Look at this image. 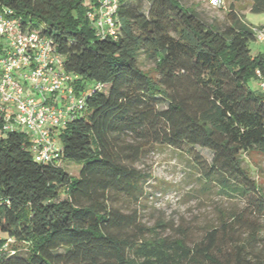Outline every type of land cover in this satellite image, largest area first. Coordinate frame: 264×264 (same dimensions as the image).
Returning <instances> with one entry per match:
<instances>
[{
	"label": "trees",
	"instance_id": "obj_1",
	"mask_svg": "<svg viewBox=\"0 0 264 264\" xmlns=\"http://www.w3.org/2000/svg\"><path fill=\"white\" fill-rule=\"evenodd\" d=\"M116 3L114 33L98 35L86 15L96 0H0L49 39L83 98L55 130L58 162L36 161L23 132H0V264H264V193L242 165L264 156V92L248 84L264 81L254 25L234 9L209 23L181 0ZM249 8L264 12V0ZM156 145L188 155L203 190L237 194L240 211L195 238L142 223L151 173L138 164Z\"/></svg>",
	"mask_w": 264,
	"mask_h": 264
},
{
	"label": "built area",
	"instance_id": "obj_2",
	"mask_svg": "<svg viewBox=\"0 0 264 264\" xmlns=\"http://www.w3.org/2000/svg\"><path fill=\"white\" fill-rule=\"evenodd\" d=\"M96 2L86 14L90 25L98 35H112L116 0ZM209 4L218 8L223 0H209ZM252 30L255 40L264 42V26ZM0 38L4 39L0 41V132H23L36 161L58 162L61 145L55 130L67 122L83 98L75 94L74 80L64 71L63 58L36 28H26L17 17L3 12ZM260 89L264 92L261 80Z\"/></svg>",
	"mask_w": 264,
	"mask_h": 264
},
{
	"label": "rangeland",
	"instance_id": "obj_3",
	"mask_svg": "<svg viewBox=\"0 0 264 264\" xmlns=\"http://www.w3.org/2000/svg\"><path fill=\"white\" fill-rule=\"evenodd\" d=\"M184 6L195 10L209 23L223 24L228 19L230 9H234L243 19L254 26H264V12L254 13L248 9L247 0H223L221 7L213 8L209 0H181ZM28 27V24H25ZM1 42L4 39L0 38ZM251 52L264 51V42L250 41ZM141 68L155 75L154 63L139 57ZM248 84L252 89H260V80L250 78ZM200 155L207 161L211 153L204 148H197ZM243 166L250 176L260 186L264 193V156L255 152L243 155ZM193 160L183 152L165 147L154 146L138 164L141 169L151 173V178L145 185L147 198L139 207L141 221L147 226L157 222L163 223L158 229H164L168 224L173 229H183L195 238L205 228L217 225L224 215L239 212L244 200L237 194L227 196L217 192L215 187L203 190L205 185L199 180L198 172L193 167ZM62 167L72 176H77L79 165L65 160ZM264 224V217L254 219Z\"/></svg>",
	"mask_w": 264,
	"mask_h": 264
},
{
	"label": "crops",
	"instance_id": "obj_4",
	"mask_svg": "<svg viewBox=\"0 0 264 264\" xmlns=\"http://www.w3.org/2000/svg\"><path fill=\"white\" fill-rule=\"evenodd\" d=\"M247 2H248V9H250V8H249V5H250V0H247ZM260 43H261V42H260Z\"/></svg>",
	"mask_w": 264,
	"mask_h": 264
}]
</instances>
